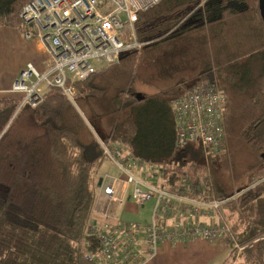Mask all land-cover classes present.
<instances>
[{
    "label": "trees",
    "instance_id": "trees-1",
    "mask_svg": "<svg viewBox=\"0 0 264 264\" xmlns=\"http://www.w3.org/2000/svg\"><path fill=\"white\" fill-rule=\"evenodd\" d=\"M30 1L0 0V28L22 31L20 12ZM136 31L141 49L74 85L75 99L110 94L97 134L58 89L45 93L38 107L19 111L18 97H0V264H85L84 253L94 248L84 234L94 178L107 159L104 150L117 144L159 167L171 192L188 186L185 176L188 183L195 176L211 182L206 196L224 201L223 221L237 243L247 244L239 258L264 264V240L252 242L264 233V179L252 184L264 170L258 0H161L138 15ZM141 68L154 86H170L138 101L134 84ZM204 82L226 103L227 150L216 156L199 144L176 145L172 103ZM223 162L234 177L250 172L252 182L237 199L225 189L240 181H220Z\"/></svg>",
    "mask_w": 264,
    "mask_h": 264
},
{
    "label": "built area",
    "instance_id": "built-area-1",
    "mask_svg": "<svg viewBox=\"0 0 264 264\" xmlns=\"http://www.w3.org/2000/svg\"><path fill=\"white\" fill-rule=\"evenodd\" d=\"M160 1L31 0L20 12L21 33L26 40L40 41L47 66L38 71L32 64H26L4 94L19 98L17 111L24 106L38 107L51 89H58L74 104L76 82L86 80L102 68L118 63L124 54L143 47L136 31L138 15ZM225 107L224 95L207 82L175 100L172 110L178 148L199 144L211 155L224 150ZM107 150L104 155L108 159L115 158L113 162L125 180H112L104 186L107 205L102 214L103 222L87 227L94 243V248L84 253L87 264H147L164 244L174 246L193 240L212 242L223 236L231 238L227 248L235 258L246 248L247 244L235 241L223 221L224 201L206 196L207 183L202 182L201 191H197L185 176L184 185L188 186L171 192L162 181L156 180L157 176L162 177L160 169H150L145 172V180H139L133 172L137 166L142 170L145 162L130 153L123 155L121 144L113 149V156ZM149 176H154L156 182L148 183L152 178ZM118 187L127 189L123 200ZM126 199L136 208L152 203L150 217L144 221L121 222L110 206L115 203L123 206ZM258 240H264V234L254 242Z\"/></svg>",
    "mask_w": 264,
    "mask_h": 264
},
{
    "label": "crops",
    "instance_id": "crops-1",
    "mask_svg": "<svg viewBox=\"0 0 264 264\" xmlns=\"http://www.w3.org/2000/svg\"><path fill=\"white\" fill-rule=\"evenodd\" d=\"M32 64L38 71H42L47 66V56L44 47L39 40H26L18 29L1 27L0 28V97L9 91L13 81L19 72L26 66ZM129 152L125 148L123 155ZM140 176L142 174H139ZM123 177L117 168L110 161L104 160L98 170L94 184V203L92 207V222H103L102 214L107 205V198L103 194V187L111 184L112 180ZM146 178V176H145ZM151 178V177H150ZM153 180L156 178H152ZM158 180V179H156ZM162 181V180H161ZM148 183L153 184L152 180ZM119 191L121 190L118 187ZM130 190V189H129ZM128 206L131 210L139 211L131 202L112 204L110 208L113 213L118 214L121 219L123 209ZM119 219V220H120ZM148 219V217L146 218ZM126 222V221H125ZM115 223V221H112ZM177 255V261H170L169 255ZM229 250L225 243L217 241L214 243L202 240H193L187 244H177L170 246L164 244L157 255L147 264H226ZM230 255V254H229ZM164 256V258H162Z\"/></svg>",
    "mask_w": 264,
    "mask_h": 264
},
{
    "label": "rangeland",
    "instance_id": "rangeland-1",
    "mask_svg": "<svg viewBox=\"0 0 264 264\" xmlns=\"http://www.w3.org/2000/svg\"><path fill=\"white\" fill-rule=\"evenodd\" d=\"M102 69H104V68H102ZM147 79L148 80L150 79L149 76H148V74H147V72H145L141 68L139 70V72H138V77H137V80H136V82L134 84L136 94L151 95L153 93L159 92V91H161V90H163V89H165V88H167V87L170 86V85L163 84L162 82H161L162 83L161 85L159 84V85H155L154 86ZM4 96H11V95L8 94V95H4ZM109 98H110V94L107 93V94L103 95L100 98H95V97H89L88 98L87 97V98H82V99H74V106L76 104V108L80 111V113L85 118V120L88 122V124L92 125L91 128H92V131L95 134H97L98 131H100V130H102L104 128V118L102 117V115L104 114V111H106L107 109H110V106H109V100L110 99ZM224 143H225V148H224V150H221L220 153H224L227 150L226 141H224ZM117 146H119V144L114 145L111 148H108L107 151H109V153L113 156V149L116 148ZM122 148H123V150L125 149V147L123 145H122ZM218 154L219 153L213 154V156H216ZM124 158H126V156H124ZM114 159L115 158L113 157V160L112 159H108V158L106 160L107 161H110L111 163H113L114 166H115V168H116L117 166L113 162ZM150 169L158 171V169H160V168L157 167V166H154V165H150V164L147 165L146 164V165H144L142 167V170L137 166V168H135V171L133 172V174L139 180H145V176H146L145 172H150ZM221 172H222V177L224 179H222L220 181H222L224 184H228V183L230 184L229 180H238V182L240 181V183L239 184H236V186H232L228 190L225 189V193H227V192H230L231 193L232 192L231 193V196L233 197V199H237L246 190L245 189L246 186L249 183L252 182V180L249 179L250 172L248 174H246V176L243 174L242 176L234 177L233 174H232L231 169L227 168V166L224 165V162L222 163ZM242 173H243V171H242ZM139 174H142V175L140 176ZM96 175H95V178H96ZM255 176H261V177L260 178L257 177L255 179H253L254 181L252 182V184L253 183L255 184L259 180L264 179V170L261 173H259L258 175H255ZM150 177H152V176H149V178ZM95 178H94V180H95ZM152 178H154V176ZM152 178L150 180H152V182H156V180L155 179L153 180ZM157 178H158L159 182H161V178L158 177V176H157ZM183 179H184V177H183ZM202 179L205 180L203 177H199V176H195L194 177L193 185L196 187L195 190L201 191V180ZM118 180L122 181V180H125V178L124 177H121ZM207 185H208L207 186L208 188H211L212 189L211 182H209V184H207ZM102 190H104V187H103ZM121 190H122L121 200H123L124 196L127 195V189H121ZM128 192H131V189ZM122 202H124V201H122ZM152 206H153V204L152 203H149L144 208H140V210L138 212L135 211V210L133 211V210H131L130 207L126 206L123 209V211H122V215H121L120 221L121 222H125V221H144L147 217L148 218L150 217L151 210H152ZM96 223L97 222H92L91 221V217L89 218L88 223H87V226H86V229L84 231L85 237L87 239H89L88 237L90 235V233H88L87 227L88 226H91V225L93 227V224H96ZM255 240H253L252 242L255 243L254 242ZM202 241H204V240H202ZM217 241L224 242L225 245H226V247H227L228 244L231 242V238L229 236H227V237L226 236H223V237L218 238V239H216V240H214L212 242H209V243H214V242H217ZM204 242H207V241H204ZM229 254H228V259H227V263L226 264H243L242 258H239L240 257V253L238 254V258H235V256H232V254H231L230 251H229ZM162 258H164V256ZM169 258H170V261H173V260L174 261L175 260L177 261V259H178V257H177L176 254L175 255L170 254L169 255ZM83 260H84V255H83ZM84 263L87 264L85 262V260H84ZM212 264H214V263H212Z\"/></svg>",
    "mask_w": 264,
    "mask_h": 264
},
{
    "label": "water",
    "instance_id": "water-1",
    "mask_svg": "<svg viewBox=\"0 0 264 264\" xmlns=\"http://www.w3.org/2000/svg\"><path fill=\"white\" fill-rule=\"evenodd\" d=\"M258 13L262 23L264 24V0H258ZM136 99L141 101L143 96L141 94H137Z\"/></svg>",
    "mask_w": 264,
    "mask_h": 264
}]
</instances>
